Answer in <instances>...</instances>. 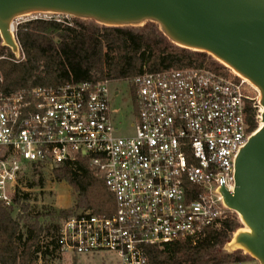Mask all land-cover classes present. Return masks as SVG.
<instances>
[{"label":"built area","instance_id":"built-area-1","mask_svg":"<svg viewBox=\"0 0 264 264\" xmlns=\"http://www.w3.org/2000/svg\"><path fill=\"white\" fill-rule=\"evenodd\" d=\"M111 84L0 93V202L17 207L33 166L56 169L84 157L103 176L117 209L112 216L83 211L64 220L63 253L149 264L146 246L196 244L228 218L219 191L235 190L236 159L256 131L248 108L261 109V96L230 70L144 74L134 84V135L119 137ZM256 120L260 126L259 114Z\"/></svg>","mask_w":264,"mask_h":264},{"label":"trees","instance_id":"trees-1","mask_svg":"<svg viewBox=\"0 0 264 264\" xmlns=\"http://www.w3.org/2000/svg\"><path fill=\"white\" fill-rule=\"evenodd\" d=\"M17 40L22 59H16L0 38V93L28 91L38 87L58 88L84 82L127 81L135 97V80L144 74L170 70L209 68L228 72L205 53L194 52L172 44L154 24L142 28H108L94 22L72 18L32 20L17 26ZM257 109L248 108L247 121L251 131L258 129ZM43 167L31 169L28 187L43 188ZM57 182H66L76 195L75 212L43 208L34 212L24 203L30 195L18 189L16 205L23 214L14 218L15 208L0 202V264H34L54 261L63 253L59 218L71 217L77 211L112 216L117 209L113 194L103 176L91 168L89 161L79 157L74 163L53 170ZM218 229L192 243L179 240L159 246H146L149 264H242L250 257L228 254L225 246L241 228L238 218L230 216ZM49 222V218H51Z\"/></svg>","mask_w":264,"mask_h":264},{"label":"water","instance_id":"water-1","mask_svg":"<svg viewBox=\"0 0 264 264\" xmlns=\"http://www.w3.org/2000/svg\"><path fill=\"white\" fill-rule=\"evenodd\" d=\"M66 16L108 28L154 24L175 46L205 53L260 93L261 125L235 162L226 208L242 225L224 252L242 251L264 264V0H0L2 45L20 59L16 20Z\"/></svg>","mask_w":264,"mask_h":264},{"label":"rangeland","instance_id":"rangeland-1","mask_svg":"<svg viewBox=\"0 0 264 264\" xmlns=\"http://www.w3.org/2000/svg\"><path fill=\"white\" fill-rule=\"evenodd\" d=\"M62 20L71 21L70 17H61ZM32 18H23L16 23L17 25L32 21ZM16 57V56H15ZM16 57V59L21 60ZM111 89L113 91V97L111 101V106L114 111V122L117 128V135L119 137H129L134 135V128L132 124L134 122V112L135 106L133 102V94L131 85L127 81L122 82H112ZM115 92H119L118 96H115ZM261 109H257V114L261 116ZM260 126H258L259 128ZM54 169H43L45 185L43 188L35 187L30 189L28 187L29 182L37 179L32 178L31 170L23 178L21 182V191L23 193H28L30 195L29 201L25 202V205L30 206V209L34 212L42 211L43 208L48 210H54L57 213L60 212H71L74 213L76 205V195L73 189L66 182H57L54 178ZM23 202L18 205L14 210V218H19L22 211ZM83 211H77L80 213ZM236 216L241 223L237 214L232 213L230 216ZM69 217L64 216L59 218L58 215L55 218L56 222L62 224V222ZM52 217L49 218V222ZM244 227L241 223V228ZM232 254L240 253V251H232ZM243 255H246L241 251ZM247 256V255H246ZM34 264H117L115 256L109 254H99L93 256H76L70 253H62L60 257L54 261L48 260L47 263L43 261H37ZM242 264H259L257 261L252 259H247Z\"/></svg>","mask_w":264,"mask_h":264},{"label":"bare ground","instance_id":"bare-ground-1","mask_svg":"<svg viewBox=\"0 0 264 264\" xmlns=\"http://www.w3.org/2000/svg\"><path fill=\"white\" fill-rule=\"evenodd\" d=\"M263 109H261V111H262Z\"/></svg>","mask_w":264,"mask_h":264}]
</instances>
